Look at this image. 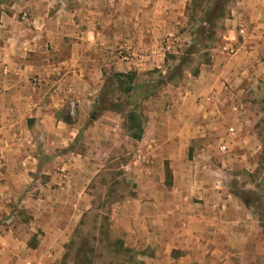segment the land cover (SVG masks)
<instances>
[{
  "label": "crops",
  "instance_id": "1",
  "mask_svg": "<svg viewBox=\"0 0 264 264\" xmlns=\"http://www.w3.org/2000/svg\"><path fill=\"white\" fill-rule=\"evenodd\" d=\"M189 1L53 0L51 17L29 20L36 31L9 17L10 28L0 36V142L22 137L17 124L24 115L53 121L64 132L66 124L81 128L89 121V130L113 131L115 117L107 115L113 113L127 128L123 111L95 112L104 68L132 75L128 94L136 92L135 76L166 64V36L173 35L172 26L186 24ZM225 8L221 19L229 37L223 47L234 45L237 52L213 50L208 61L169 80L158 99L145 101L150 107L136 140L139 165L131 170L136 188L109 215L110 237L121 234L125 247L149 249L126 264H242L257 250L259 219L229 179L239 167L254 169L245 156L261 149L264 131L256 124L264 123V111L258 112L264 93V0H231ZM240 26L248 31L245 37L237 32ZM26 32L32 37L24 38ZM118 49L135 58L116 59ZM69 104L77 110L72 121ZM22 155L20 148L0 146L1 192L20 186L23 172L32 171ZM60 179L62 185L66 180ZM7 239L0 233V264H52L61 258L64 240L25 242L29 258L22 260L21 250Z\"/></svg>",
  "mask_w": 264,
  "mask_h": 264
},
{
  "label": "rangeland",
  "instance_id": "2",
  "mask_svg": "<svg viewBox=\"0 0 264 264\" xmlns=\"http://www.w3.org/2000/svg\"><path fill=\"white\" fill-rule=\"evenodd\" d=\"M51 2L53 0H0V36L3 30L10 28L9 17L22 21L26 29L38 30L29 20L51 17L54 13L49 7ZM230 3L231 0H190L185 11L186 24L172 26L170 32L173 35L166 36V64L161 70L135 76L133 83L137 88L132 95L125 92L129 83L126 79L119 81L113 78V68H104L100 101L95 112L110 104H122L124 116L133 110L143 122L145 110L150 107L145 101L160 97L166 83L180 72L177 69L179 60L183 70L194 69L208 61L213 50L222 49L228 43L225 39L229 37L228 28L221 14ZM32 35L26 32L24 38L29 39ZM123 55L128 59H123ZM113 56L123 62L135 58L122 49L114 51ZM258 100L261 102L258 112L264 111V93ZM67 110L70 121L74 120L76 107L69 104ZM64 113H67L65 109ZM107 115L115 117L116 130L105 127H101V131L89 130V121L81 128L74 127V123L66 124L64 132V127L58 129V124L53 121L39 123L37 118L24 115L22 124H17L22 137L0 142V146L25 151L22 161L27 166L32 164L33 168L23 172L20 186L11 184L4 192L0 191V233L8 235L7 240L21 250L22 260L29 258L25 242L29 245L39 244L42 240L45 243L64 240L59 244L63 247L61 258L52 264H75L77 256L83 264L129 263L131 254L122 249L128 246L126 239L121 234L109 236V215L112 208L134 194L136 184L131 170L139 165L135 162L141 145L132 138L134 130L123 127L120 116ZM53 127L58 133L53 134ZM256 127L264 131L263 122L257 123ZM260 144V151L248 154L244 159L246 163H252L254 169L246 171L239 167L229 179L233 192L247 200L246 204L254 210L261 227L256 252L251 257L245 255L242 264H264V132L261 131ZM209 149L214 152L213 147ZM233 152L239 154V151ZM216 156L214 154L213 159H217ZM17 158L21 160V156L15 155L16 161ZM65 163H70L71 167L63 171L61 166ZM61 174L67 175L60 177ZM60 178L66 180L62 185H59ZM138 243L145 244L142 240ZM133 250L134 258L141 250L149 249L134 247Z\"/></svg>",
  "mask_w": 264,
  "mask_h": 264
},
{
  "label": "trees",
  "instance_id": "3",
  "mask_svg": "<svg viewBox=\"0 0 264 264\" xmlns=\"http://www.w3.org/2000/svg\"><path fill=\"white\" fill-rule=\"evenodd\" d=\"M180 69V72H178V74L173 78L175 77H178L182 74V69H183V65L181 64V61L179 60V64L177 65V69ZM113 78H116L117 80H121V79H126L129 83L132 81V75L130 74H115L113 75ZM129 83L127 84L128 86L126 87L125 89V92L127 93H130L131 91V87L129 86ZM123 108H124V105L122 104H110L108 105L107 107H103L101 108V110L103 109H111V110H114V111H119V112H122L123 111ZM126 119H127V122H126V126L128 128V130H134V133L132 134V138L135 139V140H139L141 139V135H142V132H143V127H142V120L140 118V116H137L136 112L131 110V111H128L127 114H126ZM245 203H247V200H245ZM263 218L260 217V222H262ZM123 247V246H121ZM126 253H130L131 254V258L129 259V262L132 261L133 259V255H134V251L132 249H129L127 247H124L122 248ZM77 259L75 260V264H83L81 263V258L80 256H77L76 257ZM124 264V263H123Z\"/></svg>",
  "mask_w": 264,
  "mask_h": 264
},
{
  "label": "built area",
  "instance_id": "4",
  "mask_svg": "<svg viewBox=\"0 0 264 264\" xmlns=\"http://www.w3.org/2000/svg\"><path fill=\"white\" fill-rule=\"evenodd\" d=\"M237 32H238V34H239L240 37H245L247 35V33H248L247 29L244 26H240L237 29ZM237 49L238 48H236L234 45H229V44L226 45L225 47H223V50L225 52H227L228 54H234V53H236L237 52ZM122 58L125 59V60L128 59V57L125 56V55H123ZM36 82H37V80H36Z\"/></svg>",
  "mask_w": 264,
  "mask_h": 264
}]
</instances>
